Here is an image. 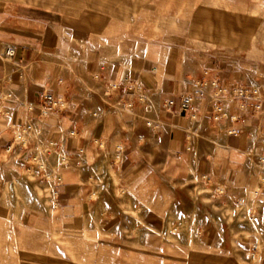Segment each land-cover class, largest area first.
<instances>
[{"label":"crops","instance_id":"obj_1","mask_svg":"<svg viewBox=\"0 0 264 264\" xmlns=\"http://www.w3.org/2000/svg\"><path fill=\"white\" fill-rule=\"evenodd\" d=\"M86 33L33 0H12L0 9V213L18 205L12 192L29 184L36 169L52 185L53 207L76 215L91 206L111 167L125 191H140L154 174L152 161L164 159L172 171H184L175 178L179 190L189 192L181 198L182 216L195 218L206 231L211 224L208 210L189 189L196 179L222 188L232 199L260 204L264 225V168L257 165L264 82L251 79L237 59H214L191 74L176 62L100 49ZM10 45L16 54L7 60L1 54ZM207 69L220 71L227 87L240 84L259 95L226 103L227 116L219 121L204 98L195 100L193 112L183 113L180 97ZM108 85L116 92L111 99L105 93ZM46 94L58 102L56 109L44 111ZM166 100L176 102L173 110L164 109ZM96 216L90 215L92 220ZM69 228L80 234L83 223ZM248 247L264 264V245L259 249V242L250 241Z\"/></svg>","mask_w":264,"mask_h":264},{"label":"rangeland","instance_id":"obj_2","mask_svg":"<svg viewBox=\"0 0 264 264\" xmlns=\"http://www.w3.org/2000/svg\"><path fill=\"white\" fill-rule=\"evenodd\" d=\"M11 1L0 0V9ZM33 3L60 12L68 24L86 30L100 49L140 55L155 63L176 62L191 74L214 59H237L251 79L264 82V0ZM216 72L220 78L221 72ZM104 88L109 99L116 94L113 86ZM148 106L151 111L153 105ZM257 165L264 168L259 160ZM152 166L154 174L133 192L122 188L111 167L91 206L76 215L55 209L52 185L37 169L32 171L29 184L12 192L18 205L0 213V264H134L136 259L138 264H258L248 243L259 242V249L264 245L260 204L232 199L222 188L194 179L189 189L208 210L211 224L206 231L195 218L181 215V198L189 192L179 190L175 178L183 169L172 171L164 159L152 161ZM25 210L30 213L23 224ZM76 221L83 223L80 234L69 231Z\"/></svg>","mask_w":264,"mask_h":264},{"label":"built area","instance_id":"obj_3","mask_svg":"<svg viewBox=\"0 0 264 264\" xmlns=\"http://www.w3.org/2000/svg\"><path fill=\"white\" fill-rule=\"evenodd\" d=\"M16 48L12 45L4 47L2 51V58L12 60L15 57ZM115 89V88H114ZM259 95V91L253 88L236 84L233 87H227L224 85L216 71L207 69L204 71L202 78L195 81L190 92L180 97V108L185 114L194 111L195 100L204 98L210 101L213 110V119L219 121L226 118L225 105L228 102L241 100L248 102ZM176 102L174 100H166L163 103L165 110L171 111L175 107ZM58 102L52 95H45L42 107L44 111H52L56 109ZM256 109H260V106H256ZM231 122H236L235 117L230 118ZM261 139L264 140V130L260 132ZM230 134L237 135V130H231ZM259 158V162L264 164V146Z\"/></svg>","mask_w":264,"mask_h":264}]
</instances>
